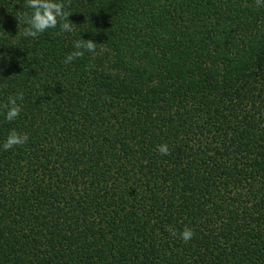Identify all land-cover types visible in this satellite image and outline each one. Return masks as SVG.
<instances>
[{
    "label": "trees",
    "instance_id": "obj_1",
    "mask_svg": "<svg viewBox=\"0 0 264 264\" xmlns=\"http://www.w3.org/2000/svg\"><path fill=\"white\" fill-rule=\"evenodd\" d=\"M0 264H264V0H0Z\"/></svg>",
    "mask_w": 264,
    "mask_h": 264
}]
</instances>
